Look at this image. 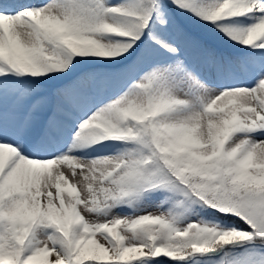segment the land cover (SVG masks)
I'll return each instance as SVG.
<instances>
[{
	"label": "snow or ice",
	"instance_id": "6c2138e0",
	"mask_svg": "<svg viewBox=\"0 0 264 264\" xmlns=\"http://www.w3.org/2000/svg\"><path fill=\"white\" fill-rule=\"evenodd\" d=\"M0 264H264V0H0Z\"/></svg>",
	"mask_w": 264,
	"mask_h": 264
}]
</instances>
